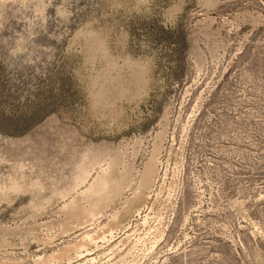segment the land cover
Segmentation results:
<instances>
[{
  "label": "rangeland",
  "instance_id": "rangeland-1",
  "mask_svg": "<svg viewBox=\"0 0 264 264\" xmlns=\"http://www.w3.org/2000/svg\"><path fill=\"white\" fill-rule=\"evenodd\" d=\"M0 264H264V0H0Z\"/></svg>",
  "mask_w": 264,
  "mask_h": 264
},
{
  "label": "bare ground",
  "instance_id": "bare-ground-1",
  "mask_svg": "<svg viewBox=\"0 0 264 264\" xmlns=\"http://www.w3.org/2000/svg\"><path fill=\"white\" fill-rule=\"evenodd\" d=\"M98 38V37H97ZM98 43V42H97ZM111 71V70H110ZM144 72V71H143ZM114 83V82H113ZM147 171L145 172V184L147 185L150 181V172H151V167H149L148 169H146ZM144 175V174H143ZM87 225V224H86ZM109 232V231H108ZM101 233V232H100ZM95 234L93 235H85L83 236L79 241H77L75 244L73 243V245L71 244V246L65 247L62 250L58 251L56 254L58 255H65L68 254V252L70 250H80L84 247H86L88 244H92L95 243ZM102 239V238H100ZM98 240V239H97ZM104 240V239H103ZM55 256V255H54ZM69 257V255H68ZM39 258V257H38ZM62 258V257H61ZM70 259V258H69Z\"/></svg>",
  "mask_w": 264,
  "mask_h": 264
}]
</instances>
